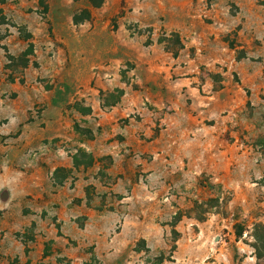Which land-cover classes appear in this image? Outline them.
Returning a JSON list of instances; mask_svg holds the SVG:
<instances>
[{"label":"rangeland","instance_id":"374dc122","mask_svg":"<svg viewBox=\"0 0 264 264\" xmlns=\"http://www.w3.org/2000/svg\"><path fill=\"white\" fill-rule=\"evenodd\" d=\"M95 2L0 3V264H264V0Z\"/></svg>","mask_w":264,"mask_h":264},{"label":"trees","instance_id":"16d2710c","mask_svg":"<svg viewBox=\"0 0 264 264\" xmlns=\"http://www.w3.org/2000/svg\"><path fill=\"white\" fill-rule=\"evenodd\" d=\"M6 1L7 0H0V3L1 4H4V3H6ZM92 2H93V4H95V6H98V5H100V3L99 4H97L96 2H95V0H91ZM83 13H86L87 14V17L86 18H89L90 17V13L88 12V11H84ZM75 21H77L78 22V16H76L75 17ZM3 24H6L5 22H0V25H3ZM181 44V43H180ZM173 53L176 55L177 54V52H175V51H173ZM235 232H236V235H237V238L239 239V238H241V237H243L244 236V233H245V229L243 228V226H241V225H239L238 223L237 224H235ZM256 240H257V244H256V246H255V248H256V250L258 251V252H260L261 250H263L264 249V246L262 247V245H261V243L262 242H264V237H258V235H256ZM261 257H259V259H260Z\"/></svg>","mask_w":264,"mask_h":264},{"label":"crops","instance_id":"0c3cea01","mask_svg":"<svg viewBox=\"0 0 264 264\" xmlns=\"http://www.w3.org/2000/svg\"><path fill=\"white\" fill-rule=\"evenodd\" d=\"M4 6H1L0 5V8H3ZM11 36H9L8 38H10ZM8 42V41H7ZM0 44H1V42H0ZM171 53H173V51L171 50L170 51ZM1 65H2V58H1V55H0V70H1Z\"/></svg>","mask_w":264,"mask_h":264}]
</instances>
